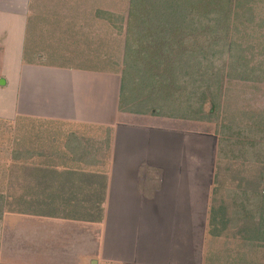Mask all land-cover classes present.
Listing matches in <instances>:
<instances>
[{
    "label": "crops",
    "instance_id": "1",
    "mask_svg": "<svg viewBox=\"0 0 264 264\" xmlns=\"http://www.w3.org/2000/svg\"><path fill=\"white\" fill-rule=\"evenodd\" d=\"M90 1L0 0V120L21 128L31 121L49 122L54 176L78 175L92 181L88 187L99 188V201L105 208L107 202L114 204L117 213L114 240L102 222L73 220L42 209L28 220L22 212L6 211L8 232L16 239L11 247L17 254L10 258L23 255L30 264H95L109 257V248L114 256L108 260L165 264L168 251H180L179 234L192 226L203 230L202 221L194 219L201 210L191 214L194 222L186 220L191 211L187 203L209 198L211 163L206 165L199 144L189 146L184 137L162 125L155 127L151 113L123 110V70L65 65L73 56L81 57L77 49L82 46L85 56L92 55L95 42L90 34L98 36L92 26L100 21H89ZM103 2L105 7L93 13L96 19L109 9ZM49 58L60 63L45 60ZM6 151L7 163L1 168L15 170L21 155L16 152L14 161L8 156L14 151ZM8 192L24 191L17 187ZM152 228L167 240L154 235Z\"/></svg>",
    "mask_w": 264,
    "mask_h": 264
},
{
    "label": "rangeland",
    "instance_id": "2",
    "mask_svg": "<svg viewBox=\"0 0 264 264\" xmlns=\"http://www.w3.org/2000/svg\"><path fill=\"white\" fill-rule=\"evenodd\" d=\"M103 1L106 2V7H109L110 10L105 9L104 16H101V19H96L93 13L97 9L105 7ZM154 1L134 0L141 12L145 11L142 14L138 13V16H130L131 0H111L112 3H110V0H91L89 21H100L92 26L98 31V36L90 34V39L94 37L90 41L95 42V46L90 49L92 55L85 56L87 51L81 44L82 47L77 49L81 57L74 58L73 56V60L69 63L66 61L65 65L70 64L73 67L86 66L88 68L93 65L90 67L91 69L97 66L118 73L123 70L124 57L127 53L133 59L136 57V63L141 64L143 68V71L136 75L137 79L133 76L130 79L128 78V83L131 84L129 89H134L135 85H139L138 77H141V80L146 77L145 80L148 83L156 81L159 85L158 88H160L162 85H166L163 84V82H167L164 76L170 74V70L173 68L174 57L172 53H177L185 48L193 49L195 44H200L203 41H208L213 47L214 44L212 43L222 38H226L228 42L232 41L236 46H239V54L243 55L245 61L249 62L252 69L256 71L253 73L252 79H235V77L229 76L227 65L222 67L223 65L212 64V74L209 79L211 82L213 81L212 89L217 90L219 86L220 92H218V104L214 107L213 112L206 111L205 113V118L209 115L211 117L184 121L186 119L183 116H174L173 119L161 120L156 118L155 115H162L152 114L153 117L151 118L155 127L162 125L164 130L167 128L171 133H176L175 135L182 137V139L184 137L183 140L189 146H193L194 143L199 144L206 165L208 162L212 164V166L211 164L208 165L211 169L209 172L211 177L208 175V178L210 177L209 180H212L209 198L200 202L187 203L191 211L188 218L185 219L192 223L194 219L199 218L203 223V230L197 228L201 230L198 234V230H195L192 226L182 236L178 233L180 235L178 242L180 251L175 253H173V250L168 251L170 259L165 264H227L230 260L233 264H239V261L240 263L242 261L247 262L246 264H264V249L260 252H254L251 250L254 246L246 248L247 244L243 245V241L234 236V228H231V225L228 226L225 234L210 237L212 216L216 214L229 215L230 203L226 202L227 197L230 196L228 189H232L234 184H236L234 187L238 186V182L233 176L234 173L240 171L242 177L244 175L248 178H254V175H257L253 174L252 171L248 173V168L242 167L240 161L218 160L216 149L219 146L218 132L219 130L223 131L225 125L233 129L250 124L264 126V75L262 74L264 71V0L197 1L194 4L195 9L193 6L190 7L195 10L194 15H196L194 17L202 22L196 30L186 28L181 23L185 22V17L181 14V11L183 10L185 13L187 3H182L180 7L177 6L178 13L173 12V6L171 8L173 11H169V13L172 12L170 17L176 16L177 18L168 21V29H170L168 39L162 37L164 34L160 33V25L165 24L164 21H161L163 17L157 16L158 12L156 15H147L146 13L147 10L153 9L151 3L154 4ZM218 1L220 2L218 3ZM146 2L151 3L146 5ZM212 8L220 10V13L213 15ZM177 23H181L182 26L180 28L179 25L175 26ZM160 34H163L162 38L159 37L157 40ZM189 34H192V36H189ZM146 39L151 41L146 43ZM159 40L161 43L158 42ZM184 40L186 42H183ZM167 41H169L167 46L163 47L162 44ZM90 54L91 52L88 53V55ZM155 57L159 60V65L151 59ZM45 60L54 64L60 63L59 60L55 59L54 61L53 58ZM133 62L134 60H132ZM133 70L136 69L131 67V73H133ZM160 76L163 77V82ZM195 101H199L198 96H195ZM195 101L194 103H196ZM209 108L210 103L207 104V110ZM176 115H185V113L179 111ZM155 121H159L158 124ZM20 125L13 123L10 126V124L0 120V191L5 193L6 202L10 209L22 212L28 220H32V214L42 209V212L49 211L62 217H71L73 220L91 223L102 222L105 230L109 232L107 235L114 240L113 235L117 223L114 204L112 206V203H110L109 206L107 202L105 208V203L99 202L100 195L97 191L99 188L95 190V188H92L93 186H87L92 182L89 179H83L81 176L75 175L69 178L71 179L70 183H67L66 181L69 179L63 176H54V163L48 155L50 149H52L53 143L51 141L54 135L53 130H49V122L31 121L22 128ZM24 132L25 134H23ZM59 141H61V138H59ZM6 149L11 152L14 151L13 155H8L11 160H17L16 152L18 151V154L21 155L18 162L16 161L15 166L17 169L15 168V170L13 168L8 170L1 168L3 164L7 163L4 159L5 153H7ZM109 155L108 151L106 158H109ZM26 165L33 169H27ZM49 167L48 170L38 169ZM258 169L260 170L261 167L259 166ZM43 175H46L48 179H43ZM17 187H22L23 194L8 192L11 191V188L16 189ZM93 192H96L95 195H93ZM25 193L31 195L28 194L22 198ZM35 193L38 195H35ZM54 209L57 210V213L54 212ZM198 209L201 210L202 214L194 218L191 214L194 212L197 215ZM140 221L141 218H138L137 223H140ZM93 228L96 229V226H93ZM178 228L180 230L181 227L178 226ZM150 230L160 238L166 237L165 234L161 236V234L156 233V228ZM230 235L231 237H229ZM15 240H13L12 234L8 232V219L3 216L0 220V264H30L23 255L20 258H17L18 256L13 257V259L10 258L11 254H17V252H13L14 248L12 249ZM164 240H167V238ZM243 250H247V258L242 257ZM106 254L111 258L114 256V250L108 248ZM218 255L221 260L218 259ZM109 257L107 258L109 259ZM240 257H242V260H240ZM107 258L101 259L100 262L95 264H139L122 263Z\"/></svg>",
    "mask_w": 264,
    "mask_h": 264
},
{
    "label": "trees",
    "instance_id": "3",
    "mask_svg": "<svg viewBox=\"0 0 264 264\" xmlns=\"http://www.w3.org/2000/svg\"><path fill=\"white\" fill-rule=\"evenodd\" d=\"M197 1L200 0H155L154 4L146 2V5L151 3V6H153V9L148 8L147 15H156L158 12L157 16L163 17L161 21L165 23L164 25H160V33L164 35L160 34L157 40L161 36L168 39L170 34L168 21H171L173 18L176 20L177 18L176 16L170 17L172 12L169 13V11H173L171 8L174 6L173 12H177V6L180 7L182 3H187V6L185 13L183 10L181 11V14L185 17V22L181 23L186 28L193 30L201 26L199 24L202 22L194 17L196 15H194L195 10L190 8L193 6L195 9L194 4ZM211 11L213 15L220 13V10L215 8H212ZM143 12L132 0L129 12L130 16H138V13L142 14ZM181 23H177L175 26L179 25L178 27L180 28L182 26ZM189 36H192V34H189ZM150 41L146 39V43ZM158 42L161 43L160 40ZM168 42H164L162 44L163 47L167 46ZM183 42H186V40ZM127 43L129 42L127 41ZM212 44H214L213 47H211L208 41H203L200 44H195V48L193 49L185 48L179 50L177 53H172L174 57L173 68L170 70V74L164 76L166 78L165 81H167L166 83L163 82V77L160 76L163 84H166L160 88H158L159 85L156 81L148 83L145 80L146 77L143 80H141V77H138L139 85H135L134 89H129V85L131 84L128 83V78L130 79L133 76L137 79L136 75L142 72L143 68L141 64L136 63V57L133 59L131 55L125 53L120 96L123 110H133L137 113L148 114L157 113L170 117L183 116L184 118L194 120L211 117V115H207L208 117L205 118V113L206 111L209 113L213 112L214 107L218 104V92H220L219 86L217 90L212 89L213 81L211 82L209 79L212 74V64L223 65L222 67H226L227 65L229 76L235 77V79H252V75L256 71L252 69L249 62L245 61L244 56L239 54L238 48L240 47L236 46L234 42H228V39L222 38L221 40L214 41ZM151 59L155 61L154 63L160 64L156 57ZM132 60H134L133 63ZM131 67L136 69L133 70V73H131ZM261 71L263 70L261 69ZM262 74L264 75V71ZM195 96L199 97V101H195ZM208 103H210V108L207 110ZM180 105L182 106L179 109ZM179 111L184 112L185 115H176ZM218 135V160L240 161L242 167L248 168V173L252 171L253 174L257 175H254V178H248V176L244 177V175L242 177L240 171L234 173L233 176L236 182H238V186L234 187L236 185L234 184L232 185V189H228L230 196L227 197L228 200L226 199V202L230 203L229 207L231 209L229 215L216 214L212 216L210 221V237L225 234L228 226L231 225V228H234V236L240 238L243 241V245L247 244L246 248L254 246L251 250L260 252V250L264 249V126L250 124L233 129L225 125V129L223 131L219 130ZM259 166L261 167L260 170L258 169ZM6 201L5 193L0 191V220L6 211H15L10 209ZM247 254V250H243L242 257L247 258ZM242 257H240V260H242ZM218 259L221 260V257L219 256ZM246 263L244 261L240 263L239 261V264ZM227 264H233L232 260Z\"/></svg>",
    "mask_w": 264,
    "mask_h": 264
}]
</instances>
